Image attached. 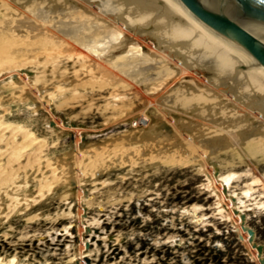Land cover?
<instances>
[{
    "label": "bare ground",
    "instance_id": "bare-ground-1",
    "mask_svg": "<svg viewBox=\"0 0 264 264\" xmlns=\"http://www.w3.org/2000/svg\"><path fill=\"white\" fill-rule=\"evenodd\" d=\"M212 25L173 0H0V242L15 248L1 243L0 264H63L21 259L12 234L50 222L41 205L59 191L68 209L61 214L72 218V196L90 208L111 173L150 165L204 177L202 188L217 190L218 212L251 245L244 213L252 200L264 209V70ZM15 103L45 110L47 129L20 120ZM92 108L111 109L124 129L85 144V128L74 124ZM58 129L75 134L68 152L55 153ZM201 207L191 209L195 224L205 221L194 215ZM15 218L25 221L20 231ZM88 253L80 246L66 263Z\"/></svg>",
    "mask_w": 264,
    "mask_h": 264
},
{
    "label": "rangeland",
    "instance_id": "rangeland-1",
    "mask_svg": "<svg viewBox=\"0 0 264 264\" xmlns=\"http://www.w3.org/2000/svg\"><path fill=\"white\" fill-rule=\"evenodd\" d=\"M104 95L107 96L103 94L102 97H105ZM96 98L98 99L97 96ZM106 102L102 99L97 105L103 107ZM13 109H17L15 113H24L20 120L25 119L24 121L35 124L40 131L47 129L44 124H48L50 119L45 110L34 113L22 105L17 106V103L13 104ZM104 109L101 113H96L93 108L86 110L87 113L82 111L79 122L74 124L85 128L82 135L85 144L90 140L97 141L101 138L100 135L124 129V125L117 123L115 112ZM78 110L76 108L74 112ZM57 116L66 118L62 114ZM63 121L65 123L66 119ZM103 123L107 125L106 130L97 132L103 128ZM56 133L53 139L58 138L59 144L55 153L70 151L73 146L71 135L75 137V134L64 129H58ZM93 135L96 138H91ZM150 166L136 169L132 174L131 170L127 169L111 173V185L95 186L98 189L90 195V208H85L88 205H85V201L78 204L76 197L72 196V218L61 214L66 208L57 201L56 197L60 191L54 198L43 202L41 210L43 214L50 213L52 220L33 224L34 232L12 234V238H15L10 240L18 244L17 251L22 256L20 258L23 259L26 255L35 259L34 261H40L43 257L50 256L51 261L67 264L69 255L73 252L79 253L80 246H84V254L89 252V256L79 258L74 264H257L254 253L264 262V209L256 208L255 202L258 200L247 202L250 210L244 213L247 217L244 215L246 219L243 227L251 238L250 245L248 242H242L240 235L234 230V219L229 218L225 210L218 212L217 190L205 191L202 188L204 177L186 166ZM243 169L245 170V167H239L236 171L241 172ZM242 185L238 186L239 189ZM85 195L84 198L87 199L89 191H86ZM201 205V210L198 209L194 215L204 216L205 221L195 224L191 221V211L194 206ZM79 210L82 211L80 215ZM59 217L64 219L58 220ZM94 219L98 224L92 226L96 228H89V222ZM18 220L21 218L13 220L15 231H20L25 226V221ZM15 222H19V226ZM87 225L89 229L86 228ZM70 226L71 229L68 228ZM80 228L84 229L79 234ZM67 233L73 237L67 236ZM32 235L34 236L30 238ZM116 235H119V239ZM19 237L25 238L19 241ZM1 243L5 245L8 253L14 251L11 242L2 241L0 245ZM68 247L70 252L67 251Z\"/></svg>",
    "mask_w": 264,
    "mask_h": 264
},
{
    "label": "water",
    "instance_id": "water-1",
    "mask_svg": "<svg viewBox=\"0 0 264 264\" xmlns=\"http://www.w3.org/2000/svg\"><path fill=\"white\" fill-rule=\"evenodd\" d=\"M215 26L264 70V0H173Z\"/></svg>",
    "mask_w": 264,
    "mask_h": 264
}]
</instances>
